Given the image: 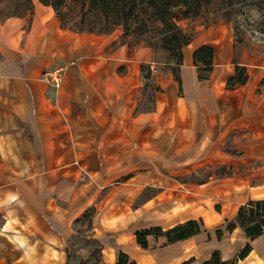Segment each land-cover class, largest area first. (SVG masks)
<instances>
[{
	"label": "crops",
	"instance_id": "1",
	"mask_svg": "<svg viewBox=\"0 0 264 264\" xmlns=\"http://www.w3.org/2000/svg\"><path fill=\"white\" fill-rule=\"evenodd\" d=\"M235 37L229 23L200 29L182 48L179 84L150 47L71 32L39 0L28 17L0 20V264H81L88 251L74 236L101 243L87 264L119 253L126 264H201L247 244L238 264H264V233L225 230L241 205L264 200V50ZM202 45L213 48L205 80L192 58ZM236 64L247 81L227 89ZM56 67L57 89L45 76ZM214 168L231 172L193 180ZM190 219L201 231L185 240L136 242V231Z\"/></svg>",
	"mask_w": 264,
	"mask_h": 264
},
{
	"label": "trees",
	"instance_id": "2",
	"mask_svg": "<svg viewBox=\"0 0 264 264\" xmlns=\"http://www.w3.org/2000/svg\"><path fill=\"white\" fill-rule=\"evenodd\" d=\"M39 1L43 5H49L55 9V5L50 0ZM86 1L95 16L104 18L111 27L128 25L136 21L144 26H153L152 29L161 36L159 40L161 49L166 50L169 57L174 58L176 61L174 68H171L170 71L180 84L178 67L182 63V48L189 44L192 38L184 32L178 23L180 20H187L196 16L201 10L204 0H82V3H86ZM109 29L110 27H107L105 30ZM148 47L151 46L148 45ZM192 58L193 64L198 68L199 79H207L212 70L213 48L202 45L194 50ZM141 71L146 80L150 79L149 67L141 65ZM246 81L245 67L236 64L234 74L227 79L226 88L233 89L236 86L245 84ZM158 90V88H155V91ZM216 176H223V173L216 174ZM90 214L91 211L86 212L84 218L87 219ZM201 225V222L190 219L166 230L160 227L139 230L135 232L136 242L142 248H146L147 236L155 238L164 236L167 243H174L198 234L201 231ZM236 227H239L249 240L263 234L264 200L248 201L241 205L234 218L227 221L225 230L231 232ZM221 235L222 231L217 230V238H220ZM72 242L81 243L80 246L75 245L76 252L80 248H85L88 251V258L82 261L81 264H86L90 259L97 258L100 254L101 243L98 240H88L74 236L70 239L69 244ZM249 251L250 246L247 244L234 258L222 261L219 251L215 250L212 252L210 259L201 264H238V261L246 257ZM126 260V255L119 253L116 264H126ZM189 263V261H186L182 264Z\"/></svg>",
	"mask_w": 264,
	"mask_h": 264
},
{
	"label": "rangeland",
	"instance_id": "3",
	"mask_svg": "<svg viewBox=\"0 0 264 264\" xmlns=\"http://www.w3.org/2000/svg\"><path fill=\"white\" fill-rule=\"evenodd\" d=\"M32 1L0 0V20L15 16L28 17L32 10ZM50 1L55 5L54 12L62 28L78 34H88L87 31H91L90 34L109 35L114 39V44H126L128 47L150 45L154 53L153 59L162 71L174 68L176 61L169 57L166 50L161 49L159 42L161 36L152 29L153 26H144L136 21L128 25L111 27L104 18L95 16L87 1L86 3H82V0ZM223 23H229L234 29L238 48L244 46L260 52L264 50V0H204L196 16L180 20L178 24L186 34L195 38L200 29ZM107 27L110 29L105 30ZM148 91L147 95L150 93ZM219 171L220 169L214 168L196 172L193 180L201 181L207 179L210 174L224 175L231 172ZM150 193L151 190H148L147 195Z\"/></svg>",
	"mask_w": 264,
	"mask_h": 264
},
{
	"label": "built area",
	"instance_id": "4",
	"mask_svg": "<svg viewBox=\"0 0 264 264\" xmlns=\"http://www.w3.org/2000/svg\"><path fill=\"white\" fill-rule=\"evenodd\" d=\"M47 81L55 89L59 88L63 82V69L56 67L45 74Z\"/></svg>",
	"mask_w": 264,
	"mask_h": 264
}]
</instances>
